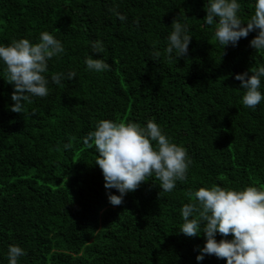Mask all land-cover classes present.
I'll return each instance as SVG.
<instances>
[{
  "label": "trees",
  "instance_id": "1",
  "mask_svg": "<svg viewBox=\"0 0 264 264\" xmlns=\"http://www.w3.org/2000/svg\"><path fill=\"white\" fill-rule=\"evenodd\" d=\"M240 2L246 23L254 0ZM205 4L0 0V44L21 38L36 43L48 31L66 51L49 61L45 75L50 80L56 72L77 73L61 86L50 83L48 96L25 102L16 113L14 86L0 67V264H8L11 244L25 250L19 264H226L214 255L197 261L205 238L179 232L180 209L200 187H264V103L245 107L242 82L235 79L264 64V53L250 46L255 32L224 51L214 25L204 21ZM176 18L193 36L188 56L155 59ZM96 40L104 42L101 54L92 52ZM89 54L110 70L89 72ZM100 119L142 127L155 119L187 149V180L160 196L153 174L121 205H111L95 145L83 143Z\"/></svg>",
  "mask_w": 264,
  "mask_h": 264
},
{
  "label": "clouds",
  "instance_id": "2",
  "mask_svg": "<svg viewBox=\"0 0 264 264\" xmlns=\"http://www.w3.org/2000/svg\"><path fill=\"white\" fill-rule=\"evenodd\" d=\"M240 10V0H206L204 21L206 25H214V38L224 51L229 46L237 47L242 38L255 32L250 46L264 53V0H254V14L246 23L238 14ZM111 11L121 21H126L124 14L115 9ZM171 29L163 52H153L155 59L163 54L169 61L188 56L193 39L189 25L176 18ZM91 48L92 52L101 54L104 42L93 41ZM65 51L63 42L48 31H42L36 43L21 38L14 39L9 45L0 44V67L14 86L13 112L21 113L25 102H31L33 98L48 96L50 83L61 86L63 81L77 78L74 70L53 73L50 80L45 75L49 61L61 58ZM85 63L89 72L110 70L105 60L90 54ZM235 79L242 82L245 107L255 110L264 103V64L236 74ZM83 143L88 148L95 145V165L102 170L108 200L113 206L121 205L128 193L135 192L153 174L159 181L160 196L171 193L178 181L187 180L192 164L187 149L173 142L155 119L148 120L143 127L135 122L100 119L83 137ZM113 189L119 194H114ZM189 196L192 202L183 204L180 209L183 224L179 232L188 237L204 236V246L197 249L198 262L214 255L226 259V264H264V187L236 189L214 184L200 187ZM218 235L223 238L218 240ZM230 235L231 239L228 238ZM25 254L20 245H9L8 264H19Z\"/></svg>",
  "mask_w": 264,
  "mask_h": 264
}]
</instances>
